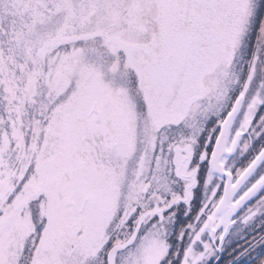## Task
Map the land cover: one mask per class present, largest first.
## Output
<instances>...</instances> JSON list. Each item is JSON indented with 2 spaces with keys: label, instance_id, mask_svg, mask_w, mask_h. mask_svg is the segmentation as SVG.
<instances>
[{
  "label": "snow or ice",
  "instance_id": "snow-or-ice-1",
  "mask_svg": "<svg viewBox=\"0 0 264 264\" xmlns=\"http://www.w3.org/2000/svg\"><path fill=\"white\" fill-rule=\"evenodd\" d=\"M262 215L264 0H0V264H211Z\"/></svg>",
  "mask_w": 264,
  "mask_h": 264
},
{
  "label": "rangeland",
  "instance_id": "rangeland-1",
  "mask_svg": "<svg viewBox=\"0 0 264 264\" xmlns=\"http://www.w3.org/2000/svg\"><path fill=\"white\" fill-rule=\"evenodd\" d=\"M244 55H245V58H246L247 53H245ZM241 67H242V64H237L236 65V68H237L238 71L241 70ZM243 68L246 70V65H243ZM198 193L199 192H197L196 195H198ZM182 219H184V218L182 217ZM261 221H264V217L263 218L258 217L257 221L253 225H251L247 230L244 229L241 232H237L238 229L237 228H233L230 231V238H229V241L226 244L225 251H224V258L223 259H224L225 263L228 262V259H230L233 256L234 253L237 254V253L241 252L247 246L248 241L251 239V234L254 231H259V229H260V228H257L256 225L257 224L259 226L262 225V224L264 225V223H261ZM179 227H180L179 224L174 225V229L175 230H178ZM261 228H264V226L261 227ZM242 233H244V236H243ZM169 242L170 243L174 242V238L173 237H169ZM262 245L264 247V244H262ZM259 252H260V248L259 249L255 248L254 250L248 251L247 254L243 255V261H248L250 258L253 257V255H257ZM258 256H261V255H257V257ZM254 262L249 261L248 264H254Z\"/></svg>",
  "mask_w": 264,
  "mask_h": 264
},
{
  "label": "flooded vegetation",
  "instance_id": "flooded-vegetation-1",
  "mask_svg": "<svg viewBox=\"0 0 264 264\" xmlns=\"http://www.w3.org/2000/svg\"><path fill=\"white\" fill-rule=\"evenodd\" d=\"M243 157H241V158H239L238 160H237V166H239V163L240 162H242L243 161ZM198 195H199V193H198ZM194 199H195V197H194ZM252 201H249V203H251ZM243 212V209H241L240 210V212H238L237 213V215H240V213H242ZM261 218H263L264 217V215H262V216H260ZM256 222V221H255ZM254 222V223H255ZM253 223V224H254ZM253 224H250V225H240V224H236V225H234L233 226V228H237L238 230H237V232H241V231H243L244 229H248L251 225H253ZM264 225L262 224V225H260L259 226V228H261V227H263ZM232 228V229H233ZM231 229V230H232ZM230 230V231H231ZM243 234V236H244V233H242ZM229 238H230V232H229V235L225 238V243H224V251H225V247H226V244H227V242L229 241ZM240 247V246H239ZM238 247V248H239ZM257 249H259L260 248V252L257 254V255H264V247H263V245L262 244H260L258 247H256ZM224 251H222V252H220V253H218V256L220 257V259H217V258H214L212 261H211V264H228V262L227 263H225V261H224ZM236 255V253H234L233 254V256H235ZM257 255H253V257L252 258H250L248 261H243V255H241L240 257H239V259L238 260H232V264H248V262L249 261H252V262H254L255 260H256V258H257ZM259 257V256H258ZM254 258V259H253ZM226 259V258H225ZM229 260V259H228Z\"/></svg>",
  "mask_w": 264,
  "mask_h": 264
}]
</instances>
